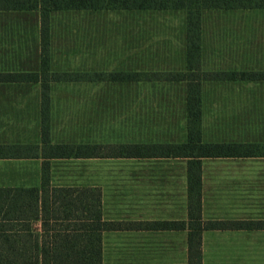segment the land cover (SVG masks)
I'll return each mask as SVG.
<instances>
[{
	"label": "rangeland",
	"instance_id": "obj_1",
	"mask_svg": "<svg viewBox=\"0 0 264 264\" xmlns=\"http://www.w3.org/2000/svg\"><path fill=\"white\" fill-rule=\"evenodd\" d=\"M155 1L127 0L130 9L121 12L59 15L51 45L56 81L49 114L50 135L56 142L79 148L89 145L103 154H115L116 149H121L123 155H164L167 147H172L173 153H183L178 148L191 140L182 51L185 14L155 12L149 9ZM233 1V11L205 15L204 70L249 74L264 71V0ZM12 29L8 40H28L23 35L14 36L20 28L12 25ZM36 52V45H0V56L9 59L0 58V73L37 69ZM13 54L32 60L31 66L26 71L8 68L17 59ZM28 85L29 95L36 96L38 86ZM4 97L0 95V108L5 106L0 118L13 119L14 115L18 126L13 128V134L20 139L24 135L27 139L35 135L37 138L41 119L27 121L26 115L4 112L9 106L18 107V111L23 106L9 105ZM201 98L204 144L243 145L231 143L223 133L232 131L234 125V130H239L235 133L242 137L246 135L242 126L249 131L247 124L264 123V81L203 83ZM185 152L203 154L197 149ZM240 152L249 154L252 150L244 148ZM89 163L92 167L98 165ZM25 165L30 169L26 177H33L34 167ZM81 166L75 167L76 171Z\"/></svg>",
	"mask_w": 264,
	"mask_h": 264
},
{
	"label": "crops",
	"instance_id": "obj_2",
	"mask_svg": "<svg viewBox=\"0 0 264 264\" xmlns=\"http://www.w3.org/2000/svg\"><path fill=\"white\" fill-rule=\"evenodd\" d=\"M37 9L0 10V45L18 42L38 47L41 38L40 3ZM75 13L86 12L50 13V45H53V30L59 15ZM14 16L15 21H12ZM12 25L20 28L14 36L23 35L28 40H8L7 35L10 36L9 32L13 31ZM16 56H12L17 58L14 61L22 60ZM1 59L0 66L3 64ZM232 126V131L223 133L231 143L264 144V123L247 124L249 131L242 126L241 131L243 129L246 133L242 137L235 133L239 130H234ZM14 127L15 121L0 119V145L20 144L13 134ZM202 131L204 139V128ZM86 135L89 136V132ZM26 138L24 135L23 141ZM33 138L35 142V136ZM37 141L41 142L40 133ZM256 152L253 156L244 157L200 158L202 221L227 225L226 228L203 231L202 264H264V150ZM190 161L185 157L157 156L56 159L44 158L40 152L37 156H2L0 189L39 191L40 197L34 201L35 218L28 230L19 231L20 236H32L37 243L38 264H42L44 250L57 247L55 239L59 234L73 237L75 233L92 238V241L77 245V251L85 248L90 251L96 246L98 236L101 238L102 258L97 264H189V228L167 229L154 227V224L188 225ZM89 162L98 165L92 167ZM45 163L48 164L50 182L43 186ZM80 163L81 169L76 171L75 167ZM25 164L34 167L31 171L33 177H26L30 169ZM59 164L62 167H58ZM57 189L99 191L102 222L119 228L103 230L100 235L89 228L86 231L74 230V225L84 223L83 219L75 217L86 213L79 208H61L68 200L52 198L53 191ZM69 202L72 206L80 205L73 199ZM87 204H90L89 199ZM86 222L93 223L89 219ZM66 226L72 228L64 230Z\"/></svg>",
	"mask_w": 264,
	"mask_h": 264
},
{
	"label": "trees",
	"instance_id": "obj_3",
	"mask_svg": "<svg viewBox=\"0 0 264 264\" xmlns=\"http://www.w3.org/2000/svg\"><path fill=\"white\" fill-rule=\"evenodd\" d=\"M41 5V38L39 43V57L37 69L26 71L31 66L32 60L13 61L11 66L21 69L23 73L11 74L0 73V95H5L6 103H21L23 106L18 111V107L9 106L4 112H12L26 115L27 121L39 117L41 119V129H39L41 142H35L33 137L20 139V144L0 145V157L12 156H34L39 152L44 158L56 159H80V158H130V157H185L191 159L189 163V222L185 223H164L154 224V227L182 229L189 228V264H202V233L207 229L226 228L224 223H204L201 218V166L200 158L219 157H244L253 156L264 150V144L245 145L231 144L226 146L208 145L202 139V98L201 88L203 83H224V82H248L264 81V71L251 73L231 70L229 73H207L204 70V57L206 54V42L204 37V18L207 13L221 11H233L235 2L233 0H157L149 9L155 12H183L184 15V38H183V63L185 67L186 82V108L188 131L191 140L187 145L179 147L183 153L171 152L172 147H167L168 152L164 155H123L121 149H116L115 154H103L101 151H94L89 145L79 148L68 146V144H57L50 135L49 114L51 107L52 85L56 78L52 71V49L50 45V13L53 11H70L86 13H108L121 12L130 9L127 0H0V10L32 11L38 10ZM233 69V68H231ZM28 84L38 86L39 92L36 96L29 95ZM0 88V90H3ZM18 92L15 95L14 93ZM12 97L15 101L10 102ZM2 98V97H1ZM10 105V104H9ZM5 109V106L3 107ZM0 108V110H3ZM15 126H18L16 117L12 116ZM18 120V119H17ZM10 125V124H8ZM27 125V124H26ZM26 133V132H25ZM38 137V135H37ZM249 146V147H248ZM117 148V147H116ZM245 148H251L249 154L242 153ZM201 150L203 154H189L186 150ZM216 153H213V152ZM43 170V186L49 184L50 173L48 164L45 163ZM37 189H0V264H38L40 255L36 252L37 243L32 236H20L19 231L28 230L31 221L35 216L34 201L38 199ZM43 197H45L43 195ZM52 198L68 200L61 205L64 209H83L86 215L76 216L75 219H83L82 225H74V230L89 228L91 231L101 233L103 230H113L119 228L112 223L102 222L101 193L99 191H81L73 189H57L53 191ZM80 202V205L72 206L70 200ZM90 204H87V200ZM84 201V203L82 202ZM88 212V213H87ZM67 215V214H66ZM93 223H87L86 220ZM22 222V223H20ZM71 226H66L64 230H69ZM92 241V238L81 237L77 233L73 237L69 234H59L55 239L58 244L56 248L44 250L41 254L42 264H97L101 262L102 246L101 238L97 239L96 246L90 251L85 248L77 251V245L81 242Z\"/></svg>",
	"mask_w": 264,
	"mask_h": 264
}]
</instances>
